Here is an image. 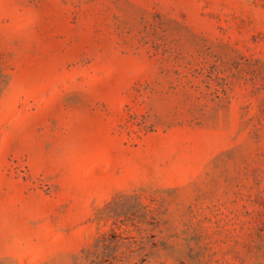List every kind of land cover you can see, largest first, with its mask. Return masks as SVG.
Masks as SVG:
<instances>
[{
    "label": "rangeland",
    "instance_id": "rangeland-1",
    "mask_svg": "<svg viewBox=\"0 0 264 264\" xmlns=\"http://www.w3.org/2000/svg\"><path fill=\"white\" fill-rule=\"evenodd\" d=\"M0 264H264V0H0Z\"/></svg>",
    "mask_w": 264,
    "mask_h": 264
}]
</instances>
